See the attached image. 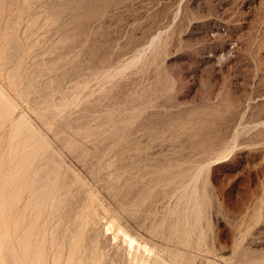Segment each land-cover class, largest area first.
Here are the masks:
<instances>
[{"label": "rangeland", "instance_id": "rangeland-1", "mask_svg": "<svg viewBox=\"0 0 264 264\" xmlns=\"http://www.w3.org/2000/svg\"><path fill=\"white\" fill-rule=\"evenodd\" d=\"M0 51L1 264H77L95 238L98 264H264V0H0ZM74 203L100 222L73 244Z\"/></svg>", "mask_w": 264, "mask_h": 264}, {"label": "bare ground", "instance_id": "bare-ground-1", "mask_svg": "<svg viewBox=\"0 0 264 264\" xmlns=\"http://www.w3.org/2000/svg\"><path fill=\"white\" fill-rule=\"evenodd\" d=\"M0 52H2V51H0ZM0 55H3V52H2V54H0ZM1 90H2V89H1ZM4 94H5V93H4ZM4 94L0 92V100H2V101L4 100V101H5V105H4V106H5V109H6L5 112H6V114H8V113L10 114V112L13 111V110L16 109V108H14L13 104L11 103V101H9V99H7V98L5 97ZM13 108H14V109H13ZM2 109H3V108H2ZM12 109H13V110H12ZM2 116H4V115H2ZM5 116H6V115H5ZM23 118H24V117H23ZM23 118H22V116H21V117L18 119V120H21V121H19V123H21L22 120L25 119V118H24V119H23ZM9 119H10V118H9ZM15 121H16V123H17V120H15ZM13 122H14V121H13ZM24 122H25V121H24ZM22 123H23V122H22ZM13 126H14V125H13ZM13 126H12V127H13ZM16 126H18V125H15V127H16ZM20 126H21V125H20ZM22 126H24V124H23ZM22 126H21V127H22ZM24 127H25V126H24ZM16 128H17V127H16ZM17 129H18V128H17ZM19 129H20V128H19ZM26 131H27V129H26ZM26 131H25V132H26ZM28 131H30V132L33 131L32 126H31L30 124H29V126H28ZM28 131H27V133H28ZM16 132H18V131L16 130ZM19 132H20V130H19ZM36 132H37V131H36ZM31 134H33V133H31ZM14 135H17V136H18V133L14 134ZM25 135H26V134H25ZM29 135H30V134H29ZM35 135H36V134H35ZM31 136H32V135H31ZM37 136H39V133H38ZM9 137H10V136H9ZM18 137H19V136H18ZM19 138H20V137H19ZM31 138H32V137H31ZM31 138H30V139H31ZM14 139H15V138H14ZM17 139H18V138H17ZM35 139H36V138H35ZM35 139H34V140H35ZM12 140H13V138H12ZM24 140H25V139H24ZM24 140L22 141L23 143H24ZM26 140H27V139H26ZM60 140H61V139H60ZM14 141H15V140H14ZM14 141H13V145H14V143H15V144L17 143V142H14ZM28 142H30V140H29ZM36 142H37V141H36ZM59 142H60V141H59ZM23 143H21V145H23ZM32 143H33V142H32ZM32 143H29V145H27V149L30 148V147H28V146H30V144H32ZM24 144H27V142L24 143ZM65 144H66V143H65ZM19 145H20V144H19ZM19 145H18V146H19ZM39 145H40V144H39ZM111 145H112V144H111ZM15 146H17V144H16ZM35 146H37V145L35 144ZM46 146H47V145H46ZM142 146H144V145H142ZM33 147H34V146H33ZM33 147L31 146L30 151H31V149H32ZM37 147H38V146H37ZM43 147H44V145H43ZM140 147H141V146H140ZM13 148H14V146H13ZM15 148H16V147H15ZM15 148H14V150H15ZM21 148H22V147H21ZM147 148H148V147H147ZM19 149H20V148H19ZM23 149H24V148H23ZM23 149H22V150H23ZM25 149H26V147H25ZM144 149H145V148H144ZM14 150H13V151H14ZM34 150H37V148H35ZM34 150H32V151H34ZM125 150H126V149H125ZM132 150H133V149H132ZM135 150H136V149H135ZM16 151H17V150H16ZM18 151H19V150H18ZM20 151H21V150H20ZM28 151H29V150H28ZM32 151H31V152H32ZM37 151H38V150H37ZM136 151H137V150H136ZM136 151H135V152H136ZM141 151H143V150H141ZM14 152H15V151H14ZM15 153H16V152H15ZM15 153H14V154H15ZM20 153H21V152H20ZM25 153H26V152H25ZM28 153H29V152H28ZM42 153H43V152H42ZM51 153H52V152H51ZM124 153H125V152H124ZM138 153H139V152H138ZM138 153H137V154H138ZM16 154H18V156L20 155L18 152H17ZM32 154H35V155H36V153H33V152H32ZM93 154H94V153H93ZM132 154H133V153H132ZM11 155H12V154H11ZM22 155L24 156V152H23ZM26 155H27V153H26ZM129 155H130V154H129ZM129 155H127V156H129ZM23 156H20V157L23 158ZM27 156H28V155H27ZM27 156H26V157L24 156V158H27ZM31 156H32V155H31ZM43 156H44V153H43ZM115 156H116V155H115ZM28 157H29V156H28ZM76 157H77V156H76ZM13 158L16 159L17 156L15 155ZM18 158H19V157H18ZM18 158H17V159H18ZM47 158H48V157H47ZM132 158H133V157H132ZM114 159H115V157H114ZM114 159H112V160H114ZM120 159H121V157H120ZM28 160H29V159H27V161H28ZM31 160H32V159H31ZM33 160H34V157H33ZM46 160H47V159H46ZM84 160H85V159H84ZM122 160H123V159H122ZM126 160H127V159H126ZM20 161H22V160H20ZM23 161H24V160H23ZM29 161H30V160H29ZM24 162H25V161H24ZM24 162H23V163H24ZM40 162H41V161H40ZM79 162H80V161H79ZM87 162H88V161H87ZM114 162H116V161L114 160ZM114 162H113V163H114ZM15 163H16V161H15ZM17 163L19 164L20 162L18 161ZM21 163H22V162H21ZM21 163H20V164H21ZM23 163H22V164H23ZM25 163H26V162H25ZM29 163H30V162H29ZM18 164H16L15 166H18ZM22 164H21V166H19V167H22ZM26 164H27V163H26ZM39 164H40V163H39ZM52 164H53V163H52ZM115 164H116V163H115ZM148 164H149V163H148ZM30 165H31V164H30ZM30 165L26 166V168H28ZM53 165H54V164H53ZM107 165H108V164H107ZM112 165H114V164H112ZM11 166H12V165H11ZM31 166H32V165H31ZM49 166H50V165H49ZM109 166H111V165H108V167H109ZM41 167H42V166H41ZM55 167H56V166H55ZM58 167H59V166H58ZM108 167H107V168H108ZM12 168H13V167H12ZM23 168H24V167H22V169H23ZM31 168H32V167H31ZM38 169H39V168H38ZM109 169H110V167H109ZM109 169H108V170H109ZM15 170H16V169H15ZM17 170L19 171V169H17ZM24 170H25V169H24ZM24 170H23V171H24ZM28 170H29V168H28ZM30 170H31V169H30ZM41 170H42V169H40V171L38 170L37 173H38V172L40 173ZM44 170H45V169H44ZM47 170H49V169H47ZM58 170H59V169H58ZM23 171H22V172H23ZM54 171H55V170H54ZM54 171H53V172H54ZM28 172H29V171H27V173H28ZM27 173L24 175L25 177H26ZM37 173H36V175L39 176V174H37ZM54 173H55V172H54ZM64 173H65V172H64ZM15 174H17V171H16ZM15 174H14V175H15ZM18 174H20V173H18ZM23 174H24V173H23ZM41 174H42V173H41ZM55 174H56V173H55ZM14 175H13V176H14ZM34 175H35V174H34ZM44 175H46V174H44ZM107 175H108V174H107ZM107 175H106L105 177H107ZM133 175H134V173H133ZM133 175H132V176H133ZM15 176H16V175H15ZM21 176H23V175H21ZM32 176H33V175H32ZM38 176H37V177H38ZM40 176H41V175H40ZM52 176H53V175H52ZM63 176H64V175H63ZM110 176H111V175H110ZM129 176H130V175H129ZM25 177H22V179L25 178ZM55 177H56V176H54V179H55ZM18 178H20V177L18 176ZM26 178H27V177H26ZM26 178H25V179H26ZM33 178H34V177H33ZM108 178H109V177H108ZM11 179H12V178H11ZM13 179H15V178H13ZM20 179H21V178H20ZM22 179H21V181H22ZM56 179H57V178H56ZM16 180H17V178H16ZM31 180H33V179H31ZM36 180H37V178H36ZM60 180H61V179H60ZM62 180H63V179H62ZM126 180H127V179H126ZM166 180H167V179H166ZM18 181H19V180H18ZM44 181H46V180H43V182H42L43 184H44ZM164 181H165V180H164ZM31 182H35V181L33 180V181H31ZM38 182L40 183L41 181H38ZM38 182H37V183H38ZM51 182H52V184H53V180L50 181L49 184H50ZM60 182H61V181H60ZM166 182H167V181H166ZM16 183H17V182H16ZM25 183H26V182H25ZM39 183H38V184H39ZM42 183H40V184H42ZM66 183H67V182H66ZM69 183H70V182H69ZM28 184H29V182H28ZM35 184H36V182H35ZM38 184H36V186H37ZM47 184H48V183H47ZM59 184H60V183H59ZM122 184H123V183H122ZM15 185H16V184H15ZM45 185H46V184H45ZM54 185H55V184H54ZM25 186H26V185H25ZM25 186H24V187H25ZM32 186H33V185H32ZM34 186H35V185H34ZM34 186H33V187H34ZM40 186H41V185H39L38 189H41ZM42 186H43V185H42ZM18 187L21 188L22 186H19V185H18ZM46 187H47V185H46ZM48 187H49V186H48ZM50 187H51V186H50ZM67 187H68V186H67ZM67 187H66V188H67ZM156 187H157V186H156ZM9 188H10V187H9ZM14 188H15V187H14ZM14 188H13V191H11V192H13V194H12L13 197H14V195L16 194ZM29 188L32 189V187H30V185H29ZM34 188L36 189L37 187H34ZM51 188H53V187H51ZM79 188H80V187H79ZM23 189H24V188H23ZM26 189H28V188H26ZM45 189H50V188H45V187H44V189H42L41 191L43 192V190H45ZM54 189H56V188H53V191H54ZM51 190H52V189H51ZM56 190H57V189H56ZM56 190H55V191H56ZM154 190H155V189H154ZM22 191H23V194H24V190H22ZM26 191H27V190H26ZM31 191H32V190H30V191H28V192L31 193ZM41 191H40V190H39V192L37 191V192H38V193L36 192L37 195H38ZM150 191H151V190H150ZM19 192H21V191H19ZM42 192H41V193H42ZM44 192H47V191L45 190ZM44 192H43V195L46 194V193H44ZM48 192L51 193L52 191L50 192V190H49ZM48 192H47V194H48ZM68 192H69V191H68ZM138 192H139V191H138ZM153 192H154V191H153ZM14 193H15V194H14ZM32 193H33V192H32ZM32 193H31V195H32ZM57 193L59 194L60 192H57ZM57 193H56L55 197L58 196ZM148 193H149V192H148ZM191 193H192V191H191ZM18 194H19V193H18ZM28 194H29V193H28ZM47 194H46V197H47V196L49 197L50 194H49V195H47ZM52 194H53V193H52ZM61 194H63V193H61ZM61 194H60V195H61ZM125 194H127V193H125ZM8 195H9V194H8ZM8 195H7V196H8ZM29 195H30V194H29ZM31 195H30V196H31ZM34 195H35V193H34ZM34 195H33V198L37 196V195H36V196H34ZM53 195H54V194H53ZM64 195H65V194H64ZM66 195H67V194H66ZM90 195H91V194H90ZM122 195H123V194H122ZM144 195H145V194H144ZM16 196H17V194L15 195V197H16ZM40 196H41V194H40ZM44 196H45V195H44ZM44 196H42L43 199H45ZM76 196H77V195H76ZM85 196H86V195H85ZM87 196H88V195H87ZM9 197H10V196H9ZM9 197H7V199H8ZM13 197H12L11 199H13ZM18 197H19V195H18ZM18 197H17L16 199H15V198H14V199H15L16 201H18V200H17ZM21 197H22V196H21ZM21 197H19V198H21ZM31 197H32V196H31ZM31 197H29V199H28L29 201H30V198H31ZM51 197H53V196H51ZM55 197H54V198H55ZM140 197H141V196H140ZM0 198H1V197H0ZM38 198L40 199L41 197H38ZM56 198H57V197H56ZM61 198H62V197H61ZM190 198H191V197H190ZM11 199H9V200H11ZM41 199H42V198H41ZM41 199H40V200H41ZM43 199H42V200H43ZM52 199H53V198H52ZM52 199H50V203H51V200H52ZM15 200H11V202H12V201H15ZM19 200H20V199H19ZM34 200H35V198H34ZM36 200H38V199L36 198ZM47 200H48V198H47ZM57 200H59V197H58ZM60 200H61V199H60ZM62 200H65V199L63 198ZM87 200H88V199H87ZM90 200H91V197H90ZM138 200H139V198H138ZM25 201H27V200H25ZM29 201H27V203H28ZM31 201H32V200H31ZM45 201H46V200H45ZM53 201H55V199H53L52 202H53ZM77 201H78V200H77ZM122 201H123V200H122ZM189 201H190V200H189ZM35 202H36V201H35ZM40 202H41V201H40ZM47 202H48V201H47ZM60 202L63 203V201H60ZM64 202H65V201H64ZM70 202H71V201H70ZM70 202H69V203H70ZM89 202H90V201H89ZM89 202H87V203H89ZM27 203L24 204L25 207H26ZM29 203H31V202H29ZM29 203H28L27 206L30 208V206H32V205H30ZM53 203H54V202H53ZM84 203H85V202H84ZM2 204H3V203H2ZM5 204H8V203H5ZM33 204H34V202H33ZM42 204H43V202H42ZM45 204H46V203H44V205H45ZM60 204H61V203H60ZM63 204H64V203H63ZM89 204H90V203H89ZM91 204H92V203H91ZM35 205H36V207L39 206L38 209L40 208V205H37V204H35ZM35 205H33V206H35ZM47 205H48V204H46L45 206H47ZM49 205H50V204H49ZM61 205H62V204H61ZM74 205H76V204L74 203ZM74 205H72L73 208H74ZM81 205H82V204H81ZM81 205H79V207H77V205L75 206V208L77 207L78 209H79V208H80V209L76 212L77 215L74 213V214H73L74 216L71 217V218L74 219V220L72 221V223L69 221L71 218L68 220V219L65 217V215L63 216L68 222H70V224H71V226H72V227H71L72 229H71V228H70V229L73 230V232H74V234H73V232H70V233H69V232H68V233L66 232V234H69V235H71V233L73 234V237H71L70 240L75 239V232H76V230H78L79 233H80V231H82L83 233H87V234L91 235V234H92V231L96 228L95 226H96V225H99V222H100V221L98 222V219H99V218L97 217V214H96L97 212L95 211L96 209H95V210H93V209H89V208H86V206H85V207H81ZM129 205H130V204H129ZM42 206H43V205H42ZM50 206L52 207V208H50V209H51V213H52V215H53V213L55 214L54 211L56 210V207H58V203H57V206H56L55 203L52 204V205H50ZM50 206H48V207H50ZM87 206H88V205H87ZM2 207H3V205H2ZM25 207H24V210H26ZM28 207H26V208H28ZM72 207H71V209H72ZM92 207H93V206H92ZM137 207H138V206H137ZM4 208H5V207H4ZM58 208H59V207H58ZM61 208H62V207H61ZM75 208H74V209H75ZM93 208H94V207H93ZM104 208H105V207H104ZM33 209H34V207H33ZM33 209H32V210H33ZM38 209H37V210H38ZM43 209H45V207H44ZM50 209H48V210H50ZM68 209H70V207H69ZM97 209H98V208H97ZM99 209H100V208H99ZM32 210H31V211H32ZM35 210H36V209H35ZM35 210H34V213H35ZM40 210H42V207L40 208ZM58 210H59V209H58ZM76 210H77V209H76ZM3 211H4V210H3ZM46 211H47V209H46ZM68 211H69V210H68ZM68 211L66 210V212H68ZM72 211H73V209H72ZM72 211H71V212L69 211V213H72ZM74 211H75V210H74ZM97 211H98V210H97ZM131 211H132V210H131ZM186 211H187V210H186ZM21 212H22V211H21ZM27 212H28V211H27ZM40 212H41V211H40ZM56 212H58V211H56ZM66 212H65V213H66ZM101 212H102V211H101ZM101 212H100V214H101ZM132 212H133V211H132ZM132 212H131V213H132ZM23 213H25V211H24ZM28 213L31 214L30 212H28ZM32 213H33V212H32ZM60 213H62V212H60ZM60 213H59V214H60ZM65 213H63V214H65ZM104 213H105V212H104ZM129 213H130V212H129ZM2 214H3V213H2ZM29 214H28V215H29ZM43 214H45V213H43ZM46 214L48 215V213H46ZM133 214H134V213H133ZM22 215H23V214H22ZM31 215H32V214H31ZM33 215H34V214H33ZM39 215H40V214H39V211H37L36 216H34L36 219H34V217H33V219H34L35 221L38 220ZM60 215H61V214H60ZM69 215H70V214H69ZM129 215H130V214H129ZM187 215H188V214H187ZM9 216H10V215H9ZM49 216H51V214H50ZM75 216H76V218H74ZM98 216H100V215H98ZM101 216H102V215H101ZM7 217H8V216H7ZM24 217H25V216H24ZM30 217L32 218V216H30ZM56 217H57V216H56ZM59 217H60V216H59ZM61 217H62V216H61ZM61 217H60L59 220H61ZM104 217H105V216H104ZM182 217H183V216H182ZM3 218H4V217H3ZM25 218H28V217H25ZM44 218H45V217H44ZM52 218H53V217H52ZM52 218H51V219H52ZM8 219H9V218H8ZM18 219H19V218H17V220H18ZM20 219H22V217H21ZM23 219H24V218H23ZM23 219H22V220H23ZM28 219H30V218H28ZM39 219H40V218H39ZM46 219L48 220V217H47ZM46 219H45V220H46ZM0 220H1V219H0ZM25 220H27V219H25ZM47 220H46V221H47ZM55 220H56V222H59V221H58V218H56ZM62 220H63V219H62ZM62 220H61V222H62ZM66 220H65V221H66ZM42 221H43V220H42ZM48 221H49V220H48ZM103 221H104V220H103ZM175 221H176V219H175ZM19 222H20V221H19ZM26 222H27V221H26ZM43 222H44V221H43ZM50 222H51V220H50ZM53 222H54V220H53ZM61 222H60V224H61ZM116 222H117V221H116ZM185 222H186V220H185ZM16 223H18V221H17ZM24 223H25V222H24ZM34 223H36V222H31V221H30V224H29V225H28V224L26 225V226H28V227H27V229H25L24 231H22V230H23V228H22L21 231L23 232V236H24V235L27 236V235H28V232L30 233V236H31V233H32V230H33V224H34ZM46 223H48V222H46ZM63 223H64V222H63ZM66 223H67V222H66ZM111 223L113 224L114 221L111 222ZM21 224H22V223H21ZM25 224H26V223H25ZM25 224H24V225H25ZM40 224H41V223H40ZM55 224H56V223H55ZM102 224H103V223H102ZM4 225H5V224H4ZM13 225H14V224H13ZM15 225H16V224H15ZM49 225H50V223H49ZM49 225H47V226H49ZM53 225H54V224H53ZM64 225H65V224H64ZM64 225H62V226H64ZM68 225H69V224H68ZM174 225H175V224H174ZM185 225H186V224H185ZM198 225H199V224H198ZM17 226H18V224H17ZM22 226H23V225H22ZM43 226L45 227V225H43ZM56 226H57V225H54L53 227H56ZM59 226H60V225H59ZM109 226H110V225H109ZM175 226H176V225H175ZM5 227H6V226H5ZM41 227H42V226H41ZM41 227H38V228H41ZM51 227H52V226H51ZM51 227H50L51 230H50V229H49V230H50V232H53V231H52L53 229H52ZM66 227H67V226H66ZM69 227H70V226H69ZM69 227H68V228H69ZM110 227H111V226H110ZM118 227H119V226H118ZM186 227H187V226H186ZM18 228H19V227H18ZM45 228H46V227H45ZM48 228H49V227H48ZM56 228L58 229V227H56ZM61 228H62V227H61ZM68 228H67V229H68ZM113 228H114V227H113ZM119 228H120V227H119ZM119 228H118V229H119ZM3 229H4V228H3ZM16 229H17V227H16ZM20 229H21V228H20ZM54 229H55V228H54ZM57 229H56L54 232H56ZM59 229H60V228H59ZM63 229H65V228H63ZM114 229H115V228H114ZM118 229H117V230H118ZM5 230H6V229H5ZM18 230H19V229H18ZM34 230H35V229H34ZM49 230H48V231H49ZM65 230H66V229H65ZM65 230H64V231H65ZM68 230H69V229H68ZM117 230H116V231H117ZM120 230H122V228H121ZM120 230H118V233H123V232H125L124 230H123V232H119ZM200 230H201V229H200ZM7 231H8V233H9V227H8ZM58 231H59V230H58ZM64 231L62 230V232H64ZM112 231H113V229H112ZM16 232H17V231H16ZM54 232H53V233H54ZM62 232H61V233H60V232L58 233V234H60V237H61ZM93 232H95V230H94ZM188 232H189V231H188ZM14 233H15V232H14ZM53 233H51V234L49 233V234L51 235V238H52V236L54 235ZM56 233H57V232H56ZM4 234H5V233H4ZM4 234H2V235H4ZM9 234H10V233H9ZM32 234H33V233H32ZM37 234H38V233H37ZM52 234H53V235H52ZM64 234H65V233H64ZM64 234H63V235H64ZM87 234L85 235V238L88 237ZM93 234H94V233H93ZM95 234H96V232H95ZM123 234H124L123 237L127 238V237H126V234H127V233H123ZM2 235H0V237H3ZM5 235H6V234H5ZM7 235H8V234H7ZM12 235H13V234H12ZM18 235H19V233H18ZM42 235H43V234H42ZM44 235H45V234H44ZM44 235H43V236H44ZM56 235H57V234H56ZM63 235H62V237H63ZM80 235H81V234H80ZM188 235H189V234H188ZM16 236H17V235H16ZM34 236H35V234H34ZM37 236H38V235H37ZM116 236H117V235H116ZM21 237H22V236H21ZM41 237H42V236H41ZM44 237H45V236H44ZM49 237H50V236H49ZM55 237H58V236H55ZM93 237H94V236H93ZM95 237H96V235H95ZM128 237H129V238H127V242H126L127 244H130V245H131L130 242H132V244H133V242L135 243L134 240L130 239V236H128ZM188 237H189V236H188ZM16 238H17V237H16ZM18 238H19V237H18ZM34 238H35V237H34ZM51 238H50V239H51ZM53 238H54V237H53ZM53 238L51 239V241H52V240L54 241ZM85 238H83V239H85ZM105 238H106V237H105ZM115 238H117V237H115ZM3 239H5V238L3 237ZM22 239H23V238H21V239H19V240L21 241ZM43 239H46V238H43ZM50 239H49V241H48V242H50L49 244H51ZM56 239H57V238H56ZM56 239H55V240H56ZM67 239H68V235H67ZM67 239H66V240H67ZM86 239H87V238H86ZM86 239H85V240H86ZM93 239H94V238H93ZM95 239H96V238H95ZM95 239L93 240V244L97 241V240L95 241ZM133 239H134V237H133ZM1 240H2V239H1ZM9 240H10V239H9ZM9 240H8V241H9ZM41 240H42V238H41ZM41 240H40V241H41ZM60 240H62L63 242L65 241V240H63L62 238H61ZM60 240H59V241H60ZM80 240H81V239H80ZM89 240L91 241L92 239H89ZM107 240H108V239H107ZM112 240H114V239H112ZM115 240H117V239H115ZM122 240H123V239H122ZM17 241H18V240H17ZM53 241H52V242H53ZM62 241H60V243H61ZM72 241H73V244H74V240H72ZM94 241H95V242H94ZM110 241H111V240H110ZM124 241H126V240L124 239ZM129 241H130V242H129ZM136 241H137V240H136ZM140 241H141V240H140ZM18 242H19V241H18ZM27 242H28V241H27ZM38 242H39V241H38ZM45 242H46V241H45ZM54 242H55V241H54ZM57 242H58V241H57ZM57 242H55V243H57ZM63 242H62V243H63ZM69 242H71V241H69ZM91 242H92V241H91ZM128 242H129V243H128ZM141 242H142V241H141ZM9 243H10V242H9ZM62 243H61V244H62ZM64 243H65V242H64ZM64 243H63V244H64ZM77 243H78V242H77ZM112 243H113V242H112ZM116 243H117V242H116ZM118 243H119V242H118ZM122 243L124 244L125 242H122ZM142 243H143V242H142ZM34 244H35V243H34ZM45 244H46V243H45ZM63 244H62V245H63ZM68 244L70 245L71 243H68ZM87 244H88L87 246L85 245V251H84V253H83L84 256L82 255L83 257L79 258V260L77 259V260H78V263H77V264H84V263H85V259H88L89 257H90L91 259H90V262H87V261H86L87 264H98V263H97V259L95 258L94 250L92 251L93 246H95V245H93V244H91V243H90V244L87 243ZM145 244H146V243H145ZM0 245H2V244H0ZM21 245H22V244H21ZM54 245H55V244H54ZM62 245H61V246H62ZM69 245H68V246H69ZM92 245H93V246H92ZM102 245H103V244H102ZM113 245H114V244H113ZM121 245H122V244H121ZM130 245H129V247L132 246V245H131V246H130ZM135 245H137V243H136ZM138 245H139V244H138ZM143 245H144V243H143ZM149 245H150V244H149ZM184 245H185V244H184ZM184 245H182V246H184ZM8 246H9V245H8ZM17 246L19 247V244H18ZM28 246H29V244H28ZM39 246H40V245H39ZM42 246H43V245H42ZM48 246H50V245H48ZM52 246H53V243H52V245L50 246V249H51V250H52ZM56 246H57V245H56ZM58 246H60V244H58ZM61 246H60V248H62ZM65 246H67V245H65ZM68 246H67V247H68ZM104 246H105V245H104ZM110 246H111V245H110ZM119 246H120V245H119ZM139 246H140V245H139ZM173 246H174V245H173ZM11 247H12V246H11ZM24 247H25V246H24ZM34 247H35V245H34ZM70 247H71V246H70ZM74 247H75V246H74ZM82 247H83V246H82ZM101 247H102V246H101ZM147 247H149V246H145V245H144V246H142V247L139 248V249H142V248H143V250L148 251V248H147ZM0 248H1V246H0ZM6 248L9 249V247H6ZM21 248H22V247H21ZM27 248H28V247H27ZM29 248H30V247H29ZM37 248H38V247H37ZM40 248H41V247H40ZM56 248H59V247H55L54 249H56ZM64 248H65V247H64ZM68 248H69V247H68ZM76 248H77V247H76ZM109 248H110V247H109ZM136 248L138 249V246H137ZM156 248H157V247H156ZM13 249H14V248H13ZM18 249H19V248H18ZM44 249H45V248H44ZM54 249H53V250H54ZM70 249H71V248H70ZM70 249H67V250L71 251L72 249H71V250H70ZM106 249H107V248H106ZM122 249H123V245H122ZM131 249H132V248H131ZM137 249H136V250H137ZM10 250H11V249H10ZM10 250H9V251H10ZM22 250H23V249H22ZM26 250H27V249H25V251H26ZM28 250H29V249H28ZM42 250H43V249H42ZM51 250H50V252H51ZM63 250H64V249H63ZM77 250H78V248H77ZM107 250H109V249H107ZM152 250H153V249H152ZM0 251H1V250H0ZM6 251H7V250H5V252H6ZM9 251H8V252H9ZM59 251H61V249H60ZM64 251H65V250H64ZM72 251H73V250H72ZM88 251L90 252L91 255L87 253ZM105 251H106V250H105ZM109 251H110V250H109ZM111 251H112V250H111ZM117 251H118V250H116L115 252H117ZM121 251H123V250H121ZM133 251H134V250H133ZM137 251H138V250H137ZM145 251H144V252H145ZM157 251H158V250H157ZM29 252H30V251H29ZM118 252H119V251H118ZM127 252H128V251H127ZM150 252H151V251H150ZM10 253H11V252H10ZM25 253H26V252H25ZM34 253H35V254L30 258L29 261H27V262L24 261V264H25V263H27V264H39V262L41 261L40 256H42L41 254L43 253V251H42V252L37 251V252H34ZM54 253H55V252H54ZM54 253H53V254H54ZM65 253H66V252H65ZM75 253H76V252H75ZM119 253H120V252H119ZM124 253H125V251H124ZM137 253H138V252H137ZM151 253H152V252H151ZM158 253H159V252H158ZM162 253H163V252H162ZM51 254H52V253H51ZM60 254H61V252H60ZM60 254L58 253V255H57L58 257H56V259H57V258H58V259L61 258L60 256L63 255V254H61V255H60ZM68 254H69V253H67V255H68ZM72 254H73V253H72ZM80 254H81V253H80ZM97 254H98V252H97ZM112 254H113V253H112ZM120 254H121V253H120ZM120 254H119V255H120ZM125 254H126V253H125ZM128 254H129V253H128ZM147 254H148V253H147ZM156 254H157V252H156ZM160 254H161V253H160ZM7 255H8V254H7ZM28 255H29V253H28ZM59 255H60V256H59ZM76 255H77V254H76ZM103 255H104V254H103ZM108 255H109V254H108ZM108 255H107V256H108ZM110 255H111V253H110ZM126 255H127V254H126ZM22 256H23V255H22ZM54 256H55V255H54ZM111 256H112V255H111ZM113 256H114V255H113ZM116 256H117V255H116ZM127 256H128V255H127ZM127 256H125V257H127ZM144 256H145V255H144ZM10 257H11V255L9 256V259H10ZM28 257H29V256H28ZM43 257H45V256H43ZM52 257H53V256H52ZM67 257H68V256H67ZM73 257H74V256H73ZM75 257H76V256H75ZM78 257H79V256H78ZM86 257H87V258H86ZM96 257H97V256H96ZM103 257H104V256H103ZM122 257H123V256H122V254H121V256H120L119 258H122ZM125 257H124V258H125ZM0 258H1V257H0ZM171 258H172V257H171ZM1 259H2V258H1ZM1 259H0V261L3 262ZM7 259H8V258H7ZM9 259H8V260H9ZM24 259H25V257H24ZM24 259H23V260H24ZM53 259H54V258H53ZM56 259H55V260H56ZM65 259H66V258H65ZM68 259L70 260V259H71V256H70ZM102 259H103V258H102ZM165 259H166V258H165ZM50 260H51V261H50ZM50 260H49L50 262H53V260H52L51 258H50ZM69 260H68V263H67V264L70 263ZM108 260H109V259H108ZM114 260H115V259H114ZM114 260H113V261H114ZM118 260H119V259H118ZM120 260H121V259H120ZM20 261L22 262L21 259H20ZM20 261H19V262H20ZM42 261H43V260H42ZM70 261H72V260H70ZM73 261H75V260L73 259ZM109 261H110V260H109ZM115 261H116V260H115ZM162 261L165 262V261L162 259V257H160L159 255H155V254H152V255H151V254L149 253V254L147 255V257H142V258H140V257H138V256H136V255H131V256L127 257V258L125 259V261H123V262H125L126 264H162ZM1 262H0V264H1ZM7 262H8V261H7ZM46 262H47V261H46ZM56 262H58V261L56 260ZM66 262H67V261H66ZM66 262H64V264H65ZM76 262H77V261H76ZM211 262H212V261H211ZM54 263H55V262H54ZM54 263H53V264H54ZM86 263H85V264H86ZM19 264H20V263H19ZM21 264H22V263H21ZM50 264H51V263H50ZM56 264H57V263H56ZM58 264H59V263H58ZM99 264H105V262H104V263H103V262H102V263L100 262ZM167 264H168V263H167ZM172 264H173V263H172ZM204 264H205V263H204Z\"/></svg>", "mask_w": 264, "mask_h": 264}]
</instances>
